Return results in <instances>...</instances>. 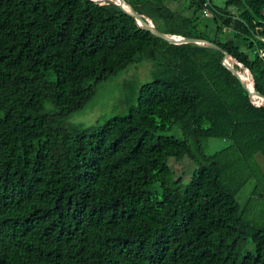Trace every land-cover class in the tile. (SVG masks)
Listing matches in <instances>:
<instances>
[{"label": "trees", "instance_id": "trees-1", "mask_svg": "<svg viewBox=\"0 0 264 264\" xmlns=\"http://www.w3.org/2000/svg\"><path fill=\"white\" fill-rule=\"evenodd\" d=\"M126 1L264 94V0ZM222 57L112 4L0 0V264H264V104ZM144 58L126 113L67 122Z\"/></svg>", "mask_w": 264, "mask_h": 264}, {"label": "rangeland", "instance_id": "rangeland-1", "mask_svg": "<svg viewBox=\"0 0 264 264\" xmlns=\"http://www.w3.org/2000/svg\"><path fill=\"white\" fill-rule=\"evenodd\" d=\"M211 1L214 5L220 7L225 4V0ZM185 3L186 0H176L171 3V7L176 10H184ZM212 29V27H209V35L212 34ZM152 67V61L144 58L138 62L128 64L125 68L109 76L97 85L95 96L82 109L71 114L67 122L89 126L96 122H103L113 115L126 113L132 105L137 103L139 86L151 80ZM204 143L206 144L207 153H212L225 144L217 138H207ZM258 158L263 163L260 155H258ZM177 168L180 171H187L190 168V163L187 159H184Z\"/></svg>", "mask_w": 264, "mask_h": 264}, {"label": "water", "instance_id": "water-1", "mask_svg": "<svg viewBox=\"0 0 264 264\" xmlns=\"http://www.w3.org/2000/svg\"><path fill=\"white\" fill-rule=\"evenodd\" d=\"M94 1L97 3H107L116 6L123 12L133 17L139 26L150 31L152 35L162 38L168 41L169 43H174V44L194 43L200 46H205L208 48H213L218 51H221L223 54L222 63L224 64V66L228 68L238 78V80L240 81L242 86L248 91L250 96H252L253 98H257L256 100L258 102L256 103L257 105H260L262 103L264 104V94H261L255 89L253 78H252V87H249V85L243 79L240 71L235 67V64L238 65L239 67H241L242 64L237 62L234 57H232L226 50H224L218 44L203 38L186 37L181 35L173 36L166 34L160 31L159 29H157L151 19L136 11L126 0H94ZM246 70L249 71L248 69ZM250 76L252 77L251 73ZM259 100H261L262 102Z\"/></svg>", "mask_w": 264, "mask_h": 264}, {"label": "built area", "instance_id": "built-area-1", "mask_svg": "<svg viewBox=\"0 0 264 264\" xmlns=\"http://www.w3.org/2000/svg\"><path fill=\"white\" fill-rule=\"evenodd\" d=\"M206 3H207V1L204 3V5H206ZM262 12L264 14V9L262 10ZM203 13H204V15L208 16V15H210V10L208 8H204ZM259 39L264 42V36H260ZM259 54L264 55V49H260Z\"/></svg>", "mask_w": 264, "mask_h": 264}, {"label": "bare ground", "instance_id": "bare-ground-1", "mask_svg": "<svg viewBox=\"0 0 264 264\" xmlns=\"http://www.w3.org/2000/svg\"><path fill=\"white\" fill-rule=\"evenodd\" d=\"M245 74H246V77L245 76H242L243 79L245 80V82L249 85V87H252V77L250 76V73L249 71H247L246 69H243ZM254 99H257V98H254ZM261 101V100H259ZM257 102V101H256ZM262 102V101H261ZM258 103V102H257Z\"/></svg>", "mask_w": 264, "mask_h": 264}]
</instances>
